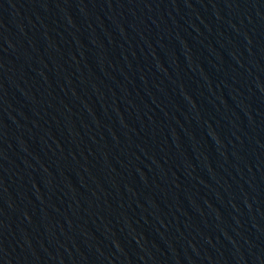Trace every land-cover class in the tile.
<instances>
[{
    "label": "water",
    "instance_id": "obj_1",
    "mask_svg": "<svg viewBox=\"0 0 264 264\" xmlns=\"http://www.w3.org/2000/svg\"><path fill=\"white\" fill-rule=\"evenodd\" d=\"M0 264H264V0H0Z\"/></svg>",
    "mask_w": 264,
    "mask_h": 264
}]
</instances>
